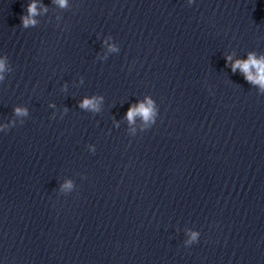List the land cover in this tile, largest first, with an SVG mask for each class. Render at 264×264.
<instances>
[{"label":"water","instance_id":"water-1","mask_svg":"<svg viewBox=\"0 0 264 264\" xmlns=\"http://www.w3.org/2000/svg\"><path fill=\"white\" fill-rule=\"evenodd\" d=\"M26 2L0 0V121L28 110L0 132V264H264V94L223 59L264 54V0H41L25 29Z\"/></svg>","mask_w":264,"mask_h":264},{"label":"clouds","instance_id":"clouds-1","mask_svg":"<svg viewBox=\"0 0 264 264\" xmlns=\"http://www.w3.org/2000/svg\"><path fill=\"white\" fill-rule=\"evenodd\" d=\"M187 5H192L194 0H185ZM51 3L60 9H64L68 6V0H51ZM47 10V6L41 3V0H27L24 4V11L19 16V26L21 28L34 27L37 24L36 17ZM57 20L59 17L56 18ZM101 43L105 46L106 54L119 51L116 44L112 42V36H106ZM101 60L104 57H100ZM225 67L230 72H237L242 75L243 80L249 85L254 86L257 89L258 94H264V54H258L254 51H249L243 58L236 57L234 53H229L223 57ZM10 71L8 59L5 55L0 54V81L4 80L5 74ZM64 85H61L63 90ZM100 96H86L82 97L77 102V107L83 111L98 112L100 110V103L102 101ZM49 107L53 105L49 104ZM67 109H63L62 112H66ZM12 115L17 118L16 121L9 119L7 122L0 121V132H7L10 127L16 124H22L23 121L19 118L27 117L28 110L24 106H13ZM139 118L138 127L140 131H144L149 128L156 120L157 106L155 101L145 95L142 99L137 100L133 104H129L126 108L123 119L128 125L135 123L134 118ZM119 122L113 119V127H118ZM135 131V129H131ZM89 153L95 151V146L92 144L87 145ZM73 183L70 180L65 179L59 184L58 192L61 194H67L72 191ZM199 232L194 229H185V239L183 245L185 247L197 242Z\"/></svg>","mask_w":264,"mask_h":264}]
</instances>
